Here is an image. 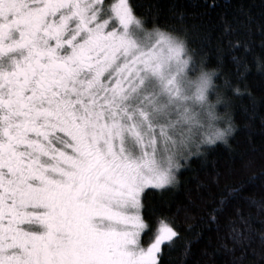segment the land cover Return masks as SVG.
<instances>
[{
	"label": "snow or ice",
	"instance_id": "obj_1",
	"mask_svg": "<svg viewBox=\"0 0 264 264\" xmlns=\"http://www.w3.org/2000/svg\"><path fill=\"white\" fill-rule=\"evenodd\" d=\"M162 12L161 0H0V264H183L173 253L187 257L205 229L217 237L208 264H264V196L222 184L210 158L230 145L210 123L209 82L193 78L208 54L191 41L202 49L208 34L181 0H167L163 24ZM221 19L224 34L248 37L229 41L243 49L236 81L214 80L230 110L252 95L246 54L264 22L247 10ZM253 62L264 74V54ZM193 159L213 169L196 196L175 210L150 204L147 192L176 189Z\"/></svg>",
	"mask_w": 264,
	"mask_h": 264
},
{
	"label": "trees",
	"instance_id": "obj_2",
	"mask_svg": "<svg viewBox=\"0 0 264 264\" xmlns=\"http://www.w3.org/2000/svg\"><path fill=\"white\" fill-rule=\"evenodd\" d=\"M147 5L149 0H139ZM186 5L188 14L186 19L189 24L199 26L198 31L207 33V42L203 43L199 37L192 39L191 46L198 50V54L206 52L207 67L216 69L215 77L217 84L222 83L223 77L230 75L236 81V73L233 71L234 61L231 57L243 52L242 47L232 49L229 41L236 39H247L248 37L240 32H228L224 34L225 24L221 17L232 22L233 17H239L242 10H247L255 18V21L264 22V0H215L216 6L208 8L207 4L212 0H181ZM163 12L159 22L163 24L167 19V0H161ZM143 9H138L141 14ZM234 23V22H233ZM264 36L253 30L251 36V51L246 54L251 70L247 73V87L252 95L246 92L243 95H236L233 98L231 109L228 110L235 129L229 137L228 144L218 141L215 150L210 153V158L215 159L216 167L224 173L221 178L223 183L242 182L245 191L249 195H254L257 199L264 196V74L256 70L253 62L255 54H264V48L260 47V40ZM218 57H222L221 60ZM243 90L244 81H240ZM232 95V93H229ZM221 110L224 107L221 106ZM183 163V161L181 162ZM213 171L211 167L203 168L195 159L192 160L191 167H183L178 173L180 184L176 189L163 192H147V200L153 205L168 203L171 210L188 203L189 197L196 196V185L199 180L204 179ZM215 192L216 189L214 188ZM212 197L204 195L206 203L197 210L198 219L194 221L197 225L201 222L199 216H203L211 207ZM255 210V209H254ZM185 236L190 233L185 232ZM215 231H203L202 237L191 246V251L187 257H182L180 250L173 253L178 261L183 260V264H208L209 258L204 254V250L211 251V247L216 242ZM214 264H222L225 256L217 255L212 258Z\"/></svg>",
	"mask_w": 264,
	"mask_h": 264
},
{
	"label": "clouds",
	"instance_id": "obj_3",
	"mask_svg": "<svg viewBox=\"0 0 264 264\" xmlns=\"http://www.w3.org/2000/svg\"><path fill=\"white\" fill-rule=\"evenodd\" d=\"M195 56L193 55V61L195 62ZM196 80H207L209 86L207 89L208 99L215 106V118L210 123L223 133V139L227 140L234 129H230L231 115L227 109L221 110V104L215 103V95L213 94L215 71L209 67L200 68L193 76Z\"/></svg>",
	"mask_w": 264,
	"mask_h": 264
}]
</instances>
